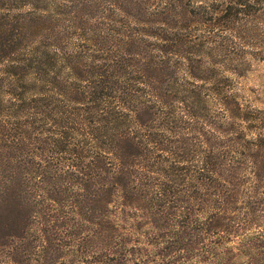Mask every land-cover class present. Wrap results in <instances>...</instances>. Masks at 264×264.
<instances>
[{
	"label": "trees",
	"instance_id": "obj_1",
	"mask_svg": "<svg viewBox=\"0 0 264 264\" xmlns=\"http://www.w3.org/2000/svg\"><path fill=\"white\" fill-rule=\"evenodd\" d=\"M57 2L0 0L25 21L0 24V210L25 214L3 228L35 226L36 242L70 245L83 264L206 263L261 208L257 188L241 203L239 176L246 161L262 176L264 141L209 120L195 82L214 86L228 119L254 120L210 74L263 3ZM96 6L98 17L84 12ZM31 28L29 58L5 65Z\"/></svg>",
	"mask_w": 264,
	"mask_h": 264
},
{
	"label": "rangeland",
	"instance_id": "obj_2",
	"mask_svg": "<svg viewBox=\"0 0 264 264\" xmlns=\"http://www.w3.org/2000/svg\"><path fill=\"white\" fill-rule=\"evenodd\" d=\"M69 1L72 0H58L57 3L66 4L70 3ZM259 2L264 4V0H259ZM186 3H189V1ZM263 4H261V8L264 7ZM193 5L194 3L188 6V9L193 10ZM26 10L28 8H24L22 12L25 13ZM89 11L90 9H86L84 12H88L91 15L90 17H98L102 13V9L100 11L97 6L91 11V14ZM181 12L183 13L184 9ZM1 14L6 15L1 16ZM16 15V12L10 14L9 9L0 8V24L5 26L10 24V29L25 25V21L17 19ZM253 17L254 19L244 35L245 40L237 44L235 49L232 48V51L235 52L231 55L227 67L220 73H211L210 76L215 78L214 82H220L221 84L214 89L225 92L224 94L233 95V100L240 103L242 108L252 111L250 115L254 120L247 124L240 119H228L222 106L211 95L210 91L214 86L211 83L204 84L202 81H197L195 84L205 85L204 92L208 98V105L205 110L210 117L209 120H219L216 122L223 123L225 126L227 124L234 125L236 132L241 134L239 136H243L247 140L254 138L255 135L249 132V128L254 129L256 130L254 132L258 133L261 136L260 139L264 141V15L256 14ZM192 30L197 35H204L208 32L205 27H192ZM215 30L216 32L210 30L211 33L205 36H215L213 32L218 33V35L223 33L221 29ZM31 32L29 38L28 36H22L25 39L14 48L16 54L5 65L16 66L20 61H22V64L19 66L24 65V62L30 56V49H33L36 45V33L33 28H31ZM32 39L33 43L30 46L29 43ZM71 41L77 44L79 40L75 37ZM233 55H235L234 58ZM3 66L0 65V75L4 71ZM223 77H226L225 80L222 79ZM254 170L252 164L246 161V166L239 176L242 181L240 193L242 204L249 200L250 190L257 188L256 201L260 205L262 203V205L260 210L253 215L254 221L248 222L243 219V216H239L244 222V228L240 231L236 229L233 232L234 235L225 241L223 246L213 251L215 253L213 256L208 255L206 263L201 261L203 256H198L186 262V264H264V173L258 178L255 176ZM3 208L0 210L3 213L0 215V264H74L75 260H77L75 263L83 264L84 259L74 258L76 249L70 245L60 247L61 245L55 241L48 244L42 243L40 240L36 242L34 237L38 238L41 233L35 226L29 225L22 236L20 230L3 228V223L12 222L25 215L21 211L20 215L11 216L6 213L7 208ZM6 236H9V238H6ZM137 244L139 246L141 243ZM142 263V261H135L129 264ZM151 264L161 263L158 261Z\"/></svg>",
	"mask_w": 264,
	"mask_h": 264
}]
</instances>
